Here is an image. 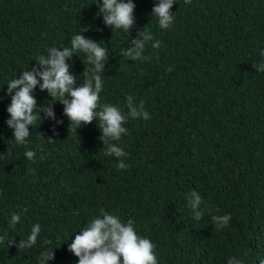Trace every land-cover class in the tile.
I'll use <instances>...</instances> for the list:
<instances>
[{
	"label": "trees",
	"instance_id": "obj_1",
	"mask_svg": "<svg viewBox=\"0 0 264 264\" xmlns=\"http://www.w3.org/2000/svg\"><path fill=\"white\" fill-rule=\"evenodd\" d=\"M94 2L0 0V264H39L45 250H54L48 264H78L68 246L101 209L124 223L133 220L137 234L155 245L158 264H227L233 256L259 264L264 72L252 64L264 62V0H176L169 29L152 15L158 0H133L135 24L128 33L105 26ZM144 26L154 38L143 53L149 59L122 56ZM83 28L85 38L102 41L107 51L100 103L126 114L131 95L151 117L129 118L127 133L114 141L128 154L119 158L127 170L104 155L96 120L69 134L63 105L39 86L32 93L37 107H52L63 123L40 113L25 145L16 144L6 124L7 83L37 66L36 57L48 48H70ZM155 40L159 48L151 46ZM85 59L77 52L67 61L78 84ZM29 150L36 153L32 160L24 155ZM191 191L207 209L199 221L188 206ZM14 213L20 221L10 226ZM225 214L231 215L228 226L217 229L212 216ZM36 224L37 244L18 250Z\"/></svg>",
	"mask_w": 264,
	"mask_h": 264
},
{
	"label": "clouds",
	"instance_id": "obj_2",
	"mask_svg": "<svg viewBox=\"0 0 264 264\" xmlns=\"http://www.w3.org/2000/svg\"><path fill=\"white\" fill-rule=\"evenodd\" d=\"M176 0H158L152 8V15L158 21L161 29H169L174 20V15L170 11ZM99 6V15L103 16L105 26L114 30H123L128 33L135 24L134 9L136 5L133 0H95ZM190 4L191 0H185ZM83 28L82 32L73 35L71 47H64L62 50L57 47L47 49V55L36 57L37 66L31 70L23 71L17 78L7 83V94L11 96V102L7 106L10 118L6 121L8 128L13 130V138L17 145H25L30 136L29 126H32L38 119L51 118L57 124L63 123L57 120L53 108L45 105L37 107V101L32 94L34 89L39 86L41 91L47 90L52 97V103L59 101L63 105V115L67 116L70 124V131L92 123L96 120L97 127L102 135L99 139L104 145V155L114 156L119 162L117 170H127L128 165L123 159L128 154L114 141H119L122 135L127 133V128L123 125L128 119L149 120L151 117L145 110L144 102L137 104L131 95L126 97L127 113L122 112L121 108L110 103H100V93L103 90V80L100 75L105 69V60L108 59L105 47L101 42H96L91 38H85L82 34L87 31ZM153 35L144 26L143 30H137V38L132 39L130 46L121 49V55L129 59L147 60L144 56L145 46L149 41H153ZM153 48L160 47V41L155 40ZM83 52L86 59L83 60L85 69L81 73L83 82L78 84L77 78L70 71L71 65L67 62L73 54ZM264 56V50L260 53ZM257 72H264V62L252 64ZM168 72L173 71L169 67ZM14 93V94H13ZM59 97V99H55ZM2 99V97H0ZM54 135L55 127L52 129ZM42 136L48 143L55 140L52 137ZM28 160H32L36 153L26 151L24 153ZM12 154L9 153V158ZM29 172L34 170L29 169ZM202 197L197 191L188 194V206L194 213V218L199 221L204 210H201ZM23 211H27L24 209ZM231 220L230 214L213 215L212 221L217 229L228 226ZM20 221V214L14 213L9 220L10 226H15ZM41 231L39 224L33 225L31 234L27 240L22 239L16 247L18 250L27 249L37 244V238ZM4 238L0 237V243ZM14 243L12 241L9 246ZM45 244H51L50 240H45ZM155 245L150 239L137 234L134 229V221L129 219L126 223L122 222L118 216L107 213L104 209L100 210V215L92 219L79 234L75 235L74 240L69 244L68 251L78 258V264H158L157 256L154 253ZM54 258V250L41 252L39 264H48ZM227 264H243V261L235 256L228 259ZM259 264H264V258H259Z\"/></svg>",
	"mask_w": 264,
	"mask_h": 264
}]
</instances>
